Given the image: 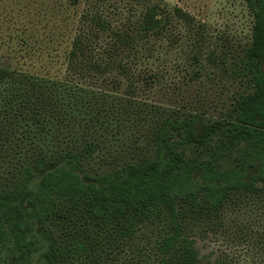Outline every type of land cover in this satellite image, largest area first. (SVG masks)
I'll return each mask as SVG.
<instances>
[{
  "label": "trees",
  "instance_id": "obj_1",
  "mask_svg": "<svg viewBox=\"0 0 264 264\" xmlns=\"http://www.w3.org/2000/svg\"><path fill=\"white\" fill-rule=\"evenodd\" d=\"M38 1L19 16L35 14ZM245 1L252 39L232 70L245 90L215 119L199 107L166 112L133 99L141 77L153 82L137 69L169 25L156 3L56 0L70 13L43 43L35 23L17 26L12 61L0 59L4 264H143L135 238L148 225L159 231L153 264H220L204 261L190 229L216 230L231 202L264 201V0ZM222 55L210 59L227 70ZM124 80L125 97L108 91ZM123 111L141 133L94 168L97 133Z\"/></svg>",
  "mask_w": 264,
  "mask_h": 264
},
{
  "label": "rangeland",
  "instance_id": "obj_2",
  "mask_svg": "<svg viewBox=\"0 0 264 264\" xmlns=\"http://www.w3.org/2000/svg\"><path fill=\"white\" fill-rule=\"evenodd\" d=\"M28 1V2H27ZM56 0H39L35 14L28 16L19 12L29 10V0H0V59L12 61L9 52L17 43L10 40L16 34L17 26L34 23L39 27L40 42H44L51 32L62 24V17L70 9L56 8ZM65 1V0H62ZM160 7L163 18L169 21L165 35L155 41L153 48L146 51L147 57L137 71L153 73V82L145 85L141 77L138 93L133 99L144 108L148 104L168 111L192 110L199 107L208 118H218L230 106L235 96L245 90L244 83L232 72L234 62L240 61L244 49L250 44L254 18L245 0H149ZM66 6V5H64ZM176 7L188 12L193 19L185 20ZM142 5L136 4L129 13L137 17ZM168 16V17H167ZM33 22H27L29 18ZM24 18V19H23ZM27 18V19H26ZM66 40V39H65ZM53 48L57 43L50 42ZM66 41L62 42L64 47ZM57 45V46H58ZM60 47V48H62ZM55 48V47H54ZM10 49V50H9ZM227 52V70L212 62L211 54L222 57ZM55 55V54H53ZM56 56V55H55ZM43 59L51 58L44 53ZM58 58V57H56ZM28 60V59H27ZM87 88L96 89L99 82L83 81ZM128 81L121 86L112 85L108 90L115 96H126ZM122 112L115 114L107 130L99 135L102 148L93 155V167L98 168L106 158L126 150L129 142L141 133V125L135 117ZM94 170V169H93ZM200 254L205 262L220 264H264V201L248 197L239 202H231L224 210L216 230L195 226L190 229ZM159 237L156 226H144L135 238L134 248L143 257V264H153L154 245ZM6 249L0 244V264H4ZM37 258V257H36ZM31 264H38L35 259Z\"/></svg>",
  "mask_w": 264,
  "mask_h": 264
}]
</instances>
